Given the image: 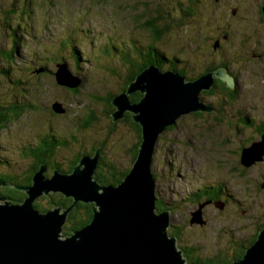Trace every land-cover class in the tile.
I'll list each match as a JSON object with an SVG mask.
<instances>
[{
    "label": "rangeland",
    "instance_id": "obj_1",
    "mask_svg": "<svg viewBox=\"0 0 264 264\" xmlns=\"http://www.w3.org/2000/svg\"><path fill=\"white\" fill-rule=\"evenodd\" d=\"M184 1L0 0V104L15 99L31 104L0 129V158L7 161L0 164V172L25 171L30 163L20 155L22 146L49 132L65 138L75 133L78 142L70 145L73 151H85L106 140L99 155L115 162L118 169L130 166L129 149L136 142L130 120H117L108 131L104 105L93 102L92 96H105L125 82L128 66L115 55H106L109 42L132 46L134 40L135 48L142 53L152 42L148 28L153 27L149 24L153 22L162 31L156 43L158 49L168 58L190 59L185 63L187 76L194 79L210 64L204 74L212 72L214 78L222 80L216 75L221 68L212 67L224 61L237 78L233 88L238 93L233 99L220 93L200 94L202 102L212 104L213 108L221 100L222 112H217L224 113L221 121L205 111L201 116L192 112L181 115L171 129L159 135L152 161L157 197L171 208L168 234L173 229L180 232L177 247L180 243L193 245L203 256L233 253L235 247L229 240L238 235L242 241L248 239L264 221V189L260 186L264 183V151L261 160L245 165L238 147V140L246 143L247 138L257 136L252 125L264 123V23L257 10L262 0H201L203 5L189 19L181 13ZM215 38L220 39L221 45L212 50ZM9 50L13 61H2L3 52ZM50 54L55 61H51ZM41 65L52 72L43 74ZM156 66L159 71L167 70ZM59 68L66 69L73 80L79 79L77 91L71 92L64 84L55 82L53 74ZM119 75L124 79H119ZM17 83V88L29 96L27 100L16 95L20 92ZM54 101L65 108L58 118L49 117L45 111ZM87 108L99 118L92 127L81 130L74 122L84 117ZM238 108L251 122L239 123L236 129L232 125L238 123ZM126 113L133 114L128 110ZM263 133L258 142L264 140ZM69 155L64 147L57 150L56 159ZM204 186L221 187L222 199L230 194L232 210L221 212L215 205H207L202 209L204 224H189L190 212L200 203L194 201V193ZM236 201L241 202L243 212L234 211ZM64 223L60 235L71 236L72 233H63ZM185 259L189 262L186 256Z\"/></svg>",
    "mask_w": 264,
    "mask_h": 264
},
{
    "label": "water",
    "instance_id": "obj_2",
    "mask_svg": "<svg viewBox=\"0 0 264 264\" xmlns=\"http://www.w3.org/2000/svg\"><path fill=\"white\" fill-rule=\"evenodd\" d=\"M156 67L150 65L143 69L125 91L112 99L116 106L111 114L113 120L122 118L128 110L133 113V121L141 126L137 155L130 171L118 184L104 185L93 178L100 148L93 157L82 156L70 174L54 168L48 178L46 165L42 164L29 185L0 181V185L26 194L17 204L0 197V264H193L186 262L177 247L176 237L168 234L170 211L156 210L152 161L157 140L166 126L174 125L181 115L208 110L199 92L212 86L214 74L210 72L186 81L184 75L173 70L159 71ZM216 73L229 86L235 85L225 69ZM55 77L59 84L67 87L79 83L78 78L73 80L74 77L60 68ZM136 90L142 96L137 103H132L128 96ZM52 107L57 113L65 111L58 102ZM263 146L264 140L245 148L242 163L247 165L260 160ZM261 187L264 188V184ZM50 192H61L73 198V203L67 209L36 210L34 200ZM78 201L94 203L93 218L71 236L62 237L64 235L59 233L62 224ZM206 203H199L198 208L190 212V224H204L202 207ZM215 205L222 209L224 202L217 200ZM226 264H264V227L241 259Z\"/></svg>",
    "mask_w": 264,
    "mask_h": 264
},
{
    "label": "trees",
    "instance_id": "obj_3",
    "mask_svg": "<svg viewBox=\"0 0 264 264\" xmlns=\"http://www.w3.org/2000/svg\"><path fill=\"white\" fill-rule=\"evenodd\" d=\"M216 2L219 0H215ZM185 6H181V13L183 17L186 18H193L194 15L197 14L199 7L203 5V2L201 0H185L184 1ZM262 9H264L262 7ZM235 13L232 11V15ZM154 20V19H152ZM150 25L153 27L148 28L151 31L152 35V42L146 45L145 51L140 53L135 47L136 44L134 43V40H132V46L128 43H119L120 45L114 44L113 41L109 42L108 46L105 48V53L109 57L110 55H115L116 58H119L122 62H126V65L128 66L127 68V73L124 74V78H122L121 75H119V79H124V84H121L120 88H117L115 91H108L107 95L101 96V95H93V102H101L104 105L103 108V114L109 119V124L108 126V131L112 130V126L116 125L117 120H121L122 122L126 121V119L130 120L131 126L134 128L135 133H136V144L129 149V153L131 154V159H130V166H128L125 170L124 169H118L116 166L115 162H110L106 160L103 156L99 155V160L98 164L96 165L94 169V174L93 176L96 177L99 183L101 184H112L116 185L118 184L123 177L130 171V168L133 164V161L135 160V157L138 152V145L141 141V126L139 123L133 121L132 115L126 113V111L123 113V117L119 118L117 120H113L111 114L116 110V106L112 103V99L116 96L119 95L121 92L125 91L127 89L128 84L133 81L136 78V75H138L144 68L148 67V65H158L160 68L163 66L167 68V70H173L177 72L179 75H184V77L188 80L192 78V76H187L185 67L186 64L189 60L188 59H179V57H170L168 58L166 55L162 53L156 46V43L160 40L162 36V31H159L158 29L155 28L153 22H149ZM183 24V23H182ZM15 31V29H14ZM227 35L224 34L222 36V39H226ZM130 43V42H129ZM217 43V46L215 48V44ZM113 44L115 46H113ZM117 45V46H116ZM220 44V39L215 38L211 47L212 50H217L219 49ZM77 49V48H76ZM11 52H3V58L2 61L7 62H12V51ZM138 51V52H137ZM139 55V57L137 56ZM11 58V59H10ZM49 58H51V61H55V58L50 54ZM76 58H78V53L76 51ZM185 60V61H184ZM5 61V62H6ZM181 62V63H180ZM182 66H178V65ZM220 65H226L224 61H219L218 63L215 64V66H220ZM212 65H208L204 71L199 72L197 74L198 77L204 73L211 67ZM41 72L45 74V71L47 72H52V69L49 70L48 68H45V66L41 65ZM227 68V67H226ZM213 69V67H212ZM66 70V69H65ZM112 71V70H111ZM166 71V70H164ZM5 72V71H4ZM7 73V72H5ZM4 73V74H5ZM7 76V74H5ZM55 75V74H53ZM194 77V78H195ZM118 80V79H117ZM55 82L58 83L55 77ZM217 83L220 85V90L224 92L226 89L229 90L231 86H229L226 82L223 80H215L214 84L209 88V89H204V93L200 94H213V93H218L216 89H219L217 86ZM59 84V83H58ZM16 89L20 90L19 93H16V95H19L20 99L27 100L29 96H26V93L17 88L18 83L16 84ZM67 87V86H66ZM76 86L74 87H68V89L71 92L77 91ZM226 90V91H227ZM128 96V100L132 103H137L140 97L142 96L141 92L139 90H136L134 92H131ZM225 96L229 99H233L235 95L232 93H225ZM27 97V98H26ZM26 98V99H25ZM200 99L202 101V97L200 95ZM221 100L218 99V103L216 106L222 112ZM57 102V101H54ZM52 102V104L54 103ZM60 103V102H58ZM51 105H48L47 109H45L46 113H48L49 117H55L58 118L62 116V113H57L53 109ZM61 104V103H60ZM209 104V103H208ZM62 105V104H61ZM210 105V104H209ZM31 104H25L24 102H20L18 99H15L14 101H9L7 103L0 104V129L3 128L5 125L9 124L10 122H13L16 118H18L25 110H27ZM63 106V105H62ZM207 106V105H206ZM34 107V106H32ZM204 111H197L194 113L195 115L201 116ZM193 114V115H194ZM224 113H218L216 114V119L218 121H221L223 119ZM237 115H238V124L242 123L243 125L246 124V117H242V112L240 109H237ZM99 115L92 109L87 108L86 113L82 119H80L79 122H74L75 124H78L79 129H86L87 127H92L94 123L98 120ZM175 125V124H174ZM174 125H169L166 126L165 129H171ZM50 131V130H49ZM79 131H77L78 133ZM34 143L27 142L25 143L20 151V155L23 158L29 159V166L28 168L19 173H11V174H5L0 172V181L3 183H8L12 185H29L32 183V176L33 174L39 169V167L44 164L48 168V173L46 176L49 178L53 174V168H58L61 172L63 173H72L73 169L77 166L79 160L82 158L84 155L92 156L95 154L96 150L98 148H102V145H105L106 140H100L98 143L99 146H93L91 145L87 150L82 151V149L79 151L78 150H72L70 148V145L76 144L78 142L76 134H70L69 137H61V136H56L52 132L42 134V136H37ZM56 137H59L60 139H57ZM67 148L68 151H70L69 156H64L67 157L63 160H58L56 159V153L57 150L62 149V148ZM2 163H7L5 159L0 158V164ZM155 176V174H154ZM219 188H214V186H204L200 191H197L194 193V199H200L203 196H210V195H215V197H219V193H216V189ZM0 197H2L4 200L8 201L9 203L12 204H17L21 203L25 197L26 194L24 191L17 190L11 186H0ZM207 199V198H206ZM41 200H46V203L42 202ZM206 201V200H205ZM204 201V202H205ZM73 203V198L64 195L61 192H50L48 195H41L37 197L34 202L33 206L36 208V210L40 212H47L52 208L60 207L67 209L71 206ZM94 206L93 202H84V201H78L69 211L66 217L65 221V228L63 233H72L74 230H78L84 225H86L88 222L91 221L93 218V211L92 208ZM156 210L157 211H163V210H169L171 211L170 206L167 204H163L157 197L156 200ZM188 218V223L190 224ZM264 227V221L262 223V226L259 225L258 228L256 229L255 233L249 237L246 240H243L242 243H240L238 246L229 240V242L234 245L233 253H216L211 255H202L198 251L194 250L195 247L193 245H184V244H178V247L182 249L183 255L187 257V261L193 263V264H226L231 262L230 259L234 258L235 259H241L246 251V248L251 245L256 239L259 234V231ZM63 229V227H62ZM180 232H178L176 229H173L172 232H169L170 236H175L176 238H179ZM237 247V248H236Z\"/></svg>",
    "mask_w": 264,
    "mask_h": 264
},
{
    "label": "flooded vegetation",
    "instance_id": "obj_4",
    "mask_svg": "<svg viewBox=\"0 0 264 264\" xmlns=\"http://www.w3.org/2000/svg\"><path fill=\"white\" fill-rule=\"evenodd\" d=\"M262 7L264 8V0H262V1H260V3L258 4V7H257V10H258V16H259V19H262L263 20V23H264V10L262 9ZM234 12V11H233ZM262 20H260V21H262ZM262 25V24H261ZM261 54H259V56H260ZM221 68V69H225L227 72H228V74L234 79V80H236L237 78H236V76H235V74L233 73V71L229 68H226L227 66H225V65H220V66H213V69H218V68ZM215 80H220L219 78H217V77H215L214 78V81ZM237 81V80H236ZM238 83V82H237ZM236 83V84H237ZM213 84H214V82H213ZM212 84V85H213ZM217 86L219 87V89H216V91L218 92V93H220V94H222V95H225V93H232L233 95H236V93H238V90H237V88H233V86H231L230 88H228L229 90H225L224 92H222L221 90H220V85L217 83ZM206 105H207V107H208V110H204L205 112H207V113H209L210 114V116L211 117H215V115L217 114V112L219 111V109H218V107L216 106V104H215V106H214V108H213V106H212V104H208V103H205ZM194 113H196V112H193L192 114H194ZM195 115V114H194ZM195 116H198V115H195ZM242 117H246V125H250V122H251V120L248 118V116L247 115H242ZM242 124V123H241ZM234 128H236V129H238V123H236V124H234V125H232ZM252 129H255V131L257 132V136H255L254 137V139L253 138H247V142L246 143H243V141L240 139V140H238V147L240 148V155H242V152H243V150L245 149V148H247V147H249V145L250 144H253V143H256V142H258L257 141V138L258 139H260V136H261V134L264 132V123H262V122H260L259 124H257V125H255V127H254V125H252ZM255 131H254V134H255ZM239 133L241 132V130H239L238 131ZM242 144H243V146H242ZM245 145V146H244ZM101 149V148H100ZM49 167H47L46 166V170L48 169ZM262 184H264V183H261L260 184V186L262 185ZM0 186H2V185H0ZM262 188V187H261ZM262 189H264V188H262ZM224 190H222L221 188L220 189H216V193H219V197H215V195H208V196H203L202 198H200L199 200L198 199H194V201H199V202H204L205 200L207 201V203H206V205H204L203 207H202V209L204 210V208H205V206H207V205H215V201L216 200H222L223 202H224V206H223V208L221 209V212H227V211H230V210H232V207L230 206V200L229 199H231L232 197H231V195L230 194H227L226 195V197L224 198V199H222V196H223V194H224V192H223ZM229 195V196H228ZM207 198V199H206ZM240 205H241V202L240 201H236V205H234V211H237V210H239L240 209ZM216 206V205H215ZM62 209H64V208H62ZM241 210V209H240ZM241 212H243L242 210H241ZM203 216H204V214H203ZM68 217V216H67ZM231 241H233V243L235 244V245H239L240 243H242V238H241V235H238V237H234L233 239L231 238ZM237 248V247H236ZM181 251H183L182 249H180ZM184 257H185V255H183Z\"/></svg>",
    "mask_w": 264,
    "mask_h": 264
},
{
    "label": "clouds",
    "instance_id": "obj_5",
    "mask_svg": "<svg viewBox=\"0 0 264 264\" xmlns=\"http://www.w3.org/2000/svg\"><path fill=\"white\" fill-rule=\"evenodd\" d=\"M192 79H193V78H192ZM185 80H186V78H185ZM186 81H187V80H186ZM53 169H54V168H53ZM53 169H52V170H53ZM45 172H46V171H45ZM216 201H217V200H216ZM220 201H222V200H220ZM222 202H223V201H222ZM200 203H203V202H200ZM205 205H206V204H205ZM61 209H62V208H61Z\"/></svg>",
    "mask_w": 264,
    "mask_h": 264
},
{
    "label": "bare ground",
    "instance_id": "obj_6",
    "mask_svg": "<svg viewBox=\"0 0 264 264\" xmlns=\"http://www.w3.org/2000/svg\"><path fill=\"white\" fill-rule=\"evenodd\" d=\"M65 109V108H64ZM261 160V159H260Z\"/></svg>",
    "mask_w": 264,
    "mask_h": 264
}]
</instances>
